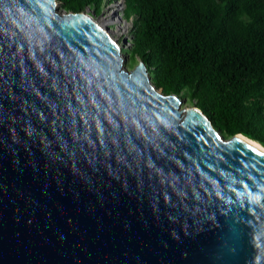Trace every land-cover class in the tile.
I'll use <instances>...</instances> for the list:
<instances>
[{
  "label": "water",
  "instance_id": "1",
  "mask_svg": "<svg viewBox=\"0 0 264 264\" xmlns=\"http://www.w3.org/2000/svg\"><path fill=\"white\" fill-rule=\"evenodd\" d=\"M58 0H0V264H264V149L225 137Z\"/></svg>",
  "mask_w": 264,
  "mask_h": 264
},
{
  "label": "trees",
  "instance_id": "2",
  "mask_svg": "<svg viewBox=\"0 0 264 264\" xmlns=\"http://www.w3.org/2000/svg\"><path fill=\"white\" fill-rule=\"evenodd\" d=\"M103 0H58L66 11ZM113 1V0H112ZM132 54L168 94L189 92L224 136L264 147V0H123Z\"/></svg>",
  "mask_w": 264,
  "mask_h": 264
},
{
  "label": "rangeland",
  "instance_id": "3",
  "mask_svg": "<svg viewBox=\"0 0 264 264\" xmlns=\"http://www.w3.org/2000/svg\"><path fill=\"white\" fill-rule=\"evenodd\" d=\"M124 7L125 6L123 0H103L100 5V10L97 14L94 12V8L89 6H87L83 11L86 14L91 15V17L95 20L103 19L106 21L111 37L121 45L122 54L127 58L124 63L125 66L128 69H133L141 59L137 56H134L131 51L132 18L127 20L123 17ZM111 8H113L114 10L112 11ZM109 13H111V15L113 16L109 15ZM117 19H119L120 21H118ZM178 96L182 100L181 108H197L195 106V101L190 98L188 91L184 90Z\"/></svg>",
  "mask_w": 264,
  "mask_h": 264
},
{
  "label": "bare ground",
  "instance_id": "4",
  "mask_svg": "<svg viewBox=\"0 0 264 264\" xmlns=\"http://www.w3.org/2000/svg\"><path fill=\"white\" fill-rule=\"evenodd\" d=\"M111 10L113 11L114 9L113 8H111ZM109 15H111V13H109ZM111 16H113V15H111ZM95 20V19H94ZM118 21H120L119 19H117ZM97 21V23L101 26V27H104L106 30H107V32H108V34L110 35V33H109V31H108V25H107V23H106V21L105 20H96ZM113 21V20H112ZM111 36V35H110ZM235 136H239V137H241V138H244V139H246V140H248V141H250V142H252V143H254L255 145H257V146H259V147H261V148H263L260 144H258L256 141H254V140H252V139H250V138H248V137H246V136H244V135H242V134H239V135H235ZM264 149V148H263Z\"/></svg>",
  "mask_w": 264,
  "mask_h": 264
}]
</instances>
